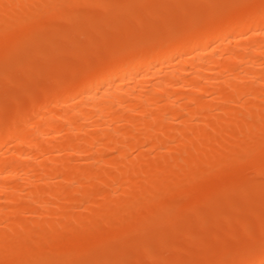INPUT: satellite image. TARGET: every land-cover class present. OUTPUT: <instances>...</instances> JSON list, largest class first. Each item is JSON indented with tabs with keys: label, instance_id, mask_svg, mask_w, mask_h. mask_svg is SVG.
<instances>
[{
	"label": "bare ground",
	"instance_id": "6f19581e",
	"mask_svg": "<svg viewBox=\"0 0 264 264\" xmlns=\"http://www.w3.org/2000/svg\"><path fill=\"white\" fill-rule=\"evenodd\" d=\"M74 1L76 5L78 3L76 1H79L80 4L85 3L79 4V7L78 5L76 7L78 11L81 10L84 15L91 13V15H89L91 17H89V19L87 18L90 20V24H88L89 21L87 22L86 18H83V21L85 20V24H82L83 26L81 25V23H84L83 21H80V23L78 19L77 22L76 17H79L81 13L80 11L78 12L76 8L74 12L77 11L79 15L74 16L76 13L74 14V12H72L69 16L73 18L68 16L67 13H71L69 11H73L72 8L75 7L73 6ZM82 5H85V7L83 6L81 8ZM66 6H68V8L70 6L71 8L68 9ZM34 7H38V9ZM94 8H96V10L98 9V12ZM86 10L90 12L85 14ZM94 10L95 12H93ZM52 12H54V14ZM49 13L50 15L51 13L53 14V19L54 17L58 19H63L61 17H64L66 20V16H68L67 20L69 18H72V20L76 19V21L74 20L76 25L71 19L68 20L73 23L72 26H75L73 27L75 30L79 29V27H77L78 24L84 27L82 28V32L84 30L83 36L80 35L84 42L80 41L81 43H79V35L78 39H74L77 38V34H74L76 31L74 33L71 32L70 29L72 26H69L67 20L64 22V19H59L57 22L56 19L54 20L55 24H52V26L57 25L60 27L63 25L66 26L67 24L68 27L66 26V28H64V26L61 27V29H65H63L65 31V33L63 31L64 35L67 34L68 31L69 35L71 33L74 35H70L71 38H69V40L74 37V41L76 40L75 42H77V46L75 47H79L78 45L81 44L77 50H75L72 45L74 43H71V46H69L68 39L67 43L64 42L66 41L65 38L69 35H65L66 37H64L63 33L61 34L60 32L62 31L60 27H58V30L57 26H55L58 31L49 29L53 28L49 24L53 20L51 19L52 17L49 16ZM83 13L79 17L80 19L83 17ZM93 13L98 15L103 14L100 15L102 19H97L98 15ZM39 14L42 15L39 16ZM45 17H51L48 18L49 22H45V20H47ZM49 19H51V21ZM40 20L41 22L44 20L43 22L46 24L48 22L51 27L43 22L39 24L38 22H40ZM60 21H63L62 23L65 24H59L61 23ZM41 25L45 27H41ZM46 26H49L48 30ZM76 27L78 29H76ZM33 28H35V30H33ZM39 28H43L40 29L42 32H40ZM36 29L39 30L37 34H39V32L45 33V30H47L45 33L47 36L44 34H39V36L43 35L49 38H52L50 34V36H48L49 30L50 32L51 30L52 32L56 31V33L60 32L59 34L57 33L58 42L56 39H52L56 41V47H54L53 41L51 42V40H48L49 43L51 42L49 45L53 46V50L57 51L61 47L64 50L63 47L65 44H67L65 45L66 50L63 52L69 51L70 49L74 50L67 54H65L66 52L63 54L60 49L62 54L57 51L56 60L53 59L51 53L55 55V52L49 51L47 43L45 44L47 46H44L45 41L48 42L47 40L44 42L40 40L41 45L39 44V47L40 49L42 48L41 51L36 45L38 42L34 41L36 42V44H34V39H40V37L36 38L35 36ZM43 30L45 32H43ZM24 31L25 35L23 33ZM80 31L81 29L79 30V34H82ZM16 32H19L18 36L22 39H19V37L16 38ZM149 32L162 33V35L164 33V36L162 39L157 40L156 43L151 44L152 42L150 43L146 37V33ZM14 33L15 37L12 38ZM23 35L27 37L26 41L29 38V43L23 40V38L25 39ZM10 37L12 39L15 38L14 41L10 39ZM59 37H61L60 40L62 37L63 39L59 41ZM6 38L11 40L12 44L10 41H8V45L4 44ZM73 39L71 40L72 42H74ZM1 40H5L4 43ZM30 40L33 45H30ZM0 41L2 42H0V46L2 44L0 47V51H2L0 52V60L2 63L6 62L5 60L7 59L8 62H13V60H15L16 64L12 63L14 64L13 68L9 66L10 64H7L10 70L12 68V72L18 67V72L21 71L22 73V70H26L23 73L26 75L28 68L25 69L26 67L24 64L27 63L25 65L30 67L28 65L30 64L32 66L33 62L36 60L42 62L46 60L48 63H44L45 65H49V67L53 65V63L50 64L49 61H54L55 67H59L60 69L58 61L61 58L59 59L57 55L61 54L60 57L63 58L59 61V64L61 65V62L64 61L63 65H68V74L70 75L69 78V75H67L68 68L67 66H63L64 68L62 70L66 67V72L64 71L65 73L61 74L63 71L60 73V69L58 73H60V78L64 80L62 81L60 78H56V80H60L57 81L60 82V84L54 85L57 82L54 81L55 78H52V80L50 77L53 74L52 77L57 76V74L55 75L57 71L53 74L50 73V77L47 74H49L51 70L47 72L44 71L45 73L38 74L41 75L40 77L38 75L35 76L34 70L29 68L30 74L27 73L28 80L32 77L31 72L34 73V75L32 74L33 77H39L41 79H43L45 76L44 74H46L45 77L46 79L49 78V81L43 80L47 85L45 86L47 92L42 88L45 93H41L39 98L36 96L37 99L34 101L29 98V100L32 101H29L22 111V108L19 109L20 114L18 117L15 118V116H17V114H15L13 117L15 119H11L7 127L0 132V136L7 139H14L17 142V147H15V149L12 148L7 157L2 158V153L0 152V203L3 202L4 204L0 205V264H22L21 262H23V259L21 257L23 256L32 259L30 262L29 259L26 258L28 263L26 259L24 263L27 264H52L49 263V255L53 257V253L57 252L52 253V251H49L46 255L44 253H46L47 250H58V252L61 251L60 254L63 252L65 254L68 251L70 253V248L74 246L78 247L80 245L81 247L82 245L83 247L84 245V248L86 246L92 248L93 245L91 246L88 244L93 241L91 244L94 243L95 246L97 242L95 241L97 240L95 239L96 237L99 238L98 241L102 238V243H104L103 241L106 243L107 238L112 234L113 230V235L110 236L111 238L109 237L110 240L115 234L119 233L115 231V229L117 230V225L118 227L120 226L119 228L123 226V228H121V230L118 229V231L125 230V232L131 234H138L139 232L141 240L143 237H146L147 233L149 236V233L151 235L152 231V233L155 232L156 223L154 222L159 221L160 218L161 222H164V220L166 221L167 218L175 216L176 214L177 216L179 215L178 217L180 218L184 215V212L193 209L192 206L197 202L196 197L199 196L198 194H200V192V195L204 194L205 187H207L206 192H209V190L213 191L225 184L228 186L225 185L224 187H230L231 185V188H238L240 186L244 187L243 190H246L250 186L246 187L247 183H241L245 179L252 181L250 184V181L248 182L245 180L249 185H253L252 187H254V189L259 186L257 182L258 186L255 184V181L253 183L252 179L245 178L243 177L244 174H240L243 173L245 166L249 165L252 167L250 162H254L257 159H259L257 162L259 161L258 163H260V165H257V162H255L256 164H254V167L257 165L256 167L258 170L254 169V171L257 170L256 172L259 173V171H262V168H264V166H261L264 162V0H82V2L81 0H0ZM23 41L25 44L21 43ZM13 42L18 44H13ZM22 44H24L25 47H29L30 45L31 48L28 50V47H26V49ZM4 45L6 47H4ZM34 45L36 49L33 47ZM42 46L46 48L43 49L44 47ZM68 46L73 47L69 48ZM8 47L10 49L14 47L12 48L15 51L13 55L14 58H12L13 60L11 58L10 60L6 56L5 60L4 58L1 59L4 55L13 52L12 49V52L11 50L9 51ZM20 48L25 49L26 52L29 53H27V58L30 59V63H28V60L25 62V50L19 52ZM46 49H48V52ZM4 50H7L6 53ZM42 50L46 51L47 55H50V57L48 56L50 58L49 60H47V57L43 60L42 57L47 55H44V53H42L44 56H42V54L40 55ZM16 51L18 52L16 53ZM30 51H32L33 54H31L32 52ZM37 52L38 55H40L39 57L36 54L34 56V53ZM18 53L22 56H18ZM2 54L3 56L1 57ZM7 56L12 57V54ZM33 56L35 58H32ZM37 57L38 59H36ZM65 57L66 60L64 59ZM17 58L20 59V63L17 62L19 59L16 61ZM31 59L34 60L31 61ZM21 60H23L22 62H24V64H21ZM20 65H23L22 67L25 68H21ZM1 67L0 65V68ZM42 67L44 68V65ZM49 67L46 68L45 66L48 70L50 68L52 69V67ZM53 69L52 71H55L56 68ZM7 70L4 69L2 71ZM10 70H8V72H10ZM2 71L0 70V74ZM16 71L14 73L11 72L12 75L15 73L17 74L18 72ZM8 72H4V74L0 76L6 77L5 74L7 75ZM11 73L8 75L12 76ZM4 77H0V80L3 81ZM8 77H6V79H8ZM17 78L18 77H16V79ZM20 78L23 79L21 81L26 85L25 82H28L26 81L27 76H25V78ZM66 78H69L68 82ZM9 81H11V78H9ZM38 81L40 80L38 79ZM2 84H0L1 89H3ZM50 84H52L51 87L48 86ZM44 85L45 84H43V86ZM25 102L23 104H25ZM244 142L250 143L243 146ZM131 151H135V153L137 151V155H135V158L132 160L128 157ZM152 151L156 152L153 157H151ZM39 158H42V160L40 161ZM36 160H39L38 164L40 167L37 166L39 167V171L32 167L34 165L32 162ZM18 162H26V165L30 162L32 166L30 163L27 166L25 164L22 166L20 163L21 165L19 166ZM232 164L234 166H232ZM227 166L229 170L226 168ZM228 171L231 172L229 173ZM262 172L264 173V171ZM228 173L230 175H228ZM234 173H238L239 176H237L239 178H237V176H232ZM214 174L216 175L214 176ZM225 174H227L226 176L228 177H226ZM221 175L222 177L225 176L226 179H222ZM208 176L211 177L210 180H207L209 179ZM20 177L24 178V180L27 179L25 180L27 181L26 186L31 187L30 189L26 188V186H19L17 183H12L13 185L9 183L10 185H8L4 182L9 178ZM213 177H216L215 180ZM233 177L235 180L232 179ZM241 177L245 179L242 180ZM236 178L241 182H237ZM207 181L210 182L208 183ZM219 181L220 184H217ZM233 181L237 185L234 184ZM211 182L215 183L211 184ZM197 183L201 191H198ZM207 183L208 185L206 186L205 184ZM74 184L76 187H74ZM201 184L204 185L202 186ZM115 185L116 187H114ZM105 187L108 189L113 187L115 189L113 190L112 188V193L110 192L112 190H109L111 194L107 193L101 195L104 193H100L101 189L104 188L107 190ZM192 187H194V189ZM259 188L263 187L261 186ZM190 190L193 191V194ZM240 190H242V188ZM185 191L190 192L192 197H196L192 199L190 195L189 198L187 197L182 200L185 201V203L183 202L182 204H179L181 201L178 200V205L174 203V207L173 204L170 205V203L167 202L171 198H175L177 192L181 194ZM151 194L153 197L150 196ZM179 194H177V197ZM99 196H103L102 202L101 200L99 202L96 201L97 199L95 198ZM167 196L172 197L168 198ZM216 197H211L210 199L212 200L210 201L214 202L215 199L216 201L218 199L220 200L219 202H225L227 199V202L230 203V200H232L230 206L233 204V209L231 208V213L229 212L231 218L233 216L232 212L233 214L236 213V210H234L235 207H239L237 206L238 202L245 201L241 197L238 198L240 200L237 198H225L224 200L219 199V196ZM261 198L262 196L260 197V202L256 196L255 198L249 199V201L253 200L250 202L255 201V203L257 202L259 206L263 208L264 198L263 200ZM160 199L161 205L163 200H166L168 206L165 203L163 207L158 204ZM217 202L214 203L216 204ZM58 203L61 204L59 205ZM83 203V208H86L84 210L86 214L79 216L75 215L74 207L81 204L80 206L82 208ZM212 204L213 203L210 205L211 208H213ZM195 206H198L197 203ZM217 207H219V203H217ZM262 208L261 213L258 214L259 216L254 215L255 217H251L247 222L242 218V220L246 222L242 224L243 227L247 225L245 228L241 225H237L241 222H237L236 224L234 220H230L229 224L227 222V225L231 226V228H228V230H230H224V232H222L221 228L219 233L222 235H225L227 232L238 233V228H240V231L242 230L241 232H244L246 231L245 229H252V224L253 226H258L256 230L252 231L253 233L256 231L260 232V229L264 231V208ZM146 209L154 210L145 213ZM184 209H186V211ZM195 209L197 208H194V210ZM236 209L238 210V208ZM161 210L166 212H162ZM174 210H176V212ZM213 210H216V205ZM213 210L211 209L209 213V209L207 213L210 215L214 212ZM204 212H206L205 209ZM27 213L33 216L37 215V217L47 215L49 220L47 218L46 221L44 219V221H41L42 219L40 221H31L33 219L21 220L18 218L19 215H26ZM134 213H136V215H133ZM167 213L170 215L173 213V215L170 216ZM213 214H215V212ZM213 214L211 215L213 216ZM145 215L147 218H145ZM161 215L163 217L165 215V217L163 218ZM200 215L199 212V216ZM133 216L138 220V224L134 225V220L129 219ZM10 217H13L14 220L13 218L9 219ZM140 217L146 222L142 221ZM151 218L154 220L156 219V221L153 220L152 222V220H150ZM194 218L196 219L197 216ZM4 219L5 221L9 220L8 222L6 221V223ZM121 219H123V221H120ZM126 220L128 223H126ZM204 220L203 218V221ZM2 221H4V223ZM248 221L250 225L247 224ZM253 221L258 223V225ZM122 222L124 225L128 224V228L130 229L128 230L127 226L125 225V227ZM129 222L131 224H129ZM152 223L153 226L150 227ZM157 223L159 224L160 221ZM132 224L134 227L132 226L131 228L130 225ZM222 224L225 226L224 223ZM83 225L90 227L87 229L86 226L85 229ZM182 225H184V223ZM209 225L207 224V227ZM232 225L237 226V232L235 230L236 228ZM81 226H83L85 231ZM135 226L137 227L135 228ZM142 226H146L144 230ZM79 227L81 228L79 232L83 231L85 236L83 232L77 233V228ZM124 227L126 229H124ZM76 229L77 234L75 233V235L77 237L71 235L68 237V235L64 234L67 232L72 233V231ZM139 229L140 231H138ZM192 231L191 233H195ZM186 232H184V234ZM216 232H213L214 234L212 233L211 237L213 236L215 238L218 236L220 239V234L217 232L218 235ZM252 232L250 231V233ZM60 233L63 234L60 235ZM78 234L83 235L80 236ZM101 234L103 235L101 236ZM58 235L63 238L59 237V239ZM157 235L159 236V234ZM103 236L106 240H103ZM90 239L92 241H90ZM145 239L144 241L147 240ZM208 239L209 238L206 240ZM86 240L90 243L87 242L88 244H86ZM225 240L226 239H224V241ZM258 240H256L257 242L254 241V245H249L250 248L248 247L247 249V246L244 247L246 250L244 249L243 252L240 251V254L236 252V255H233L226 264H264V239ZM77 241L79 245L76 244ZM231 243H233V241ZM46 244H49L48 247ZM200 244L203 245L204 243L200 241ZM200 244H195L191 246V248L195 247L198 249L197 246ZM57 245L59 246L57 247ZM226 245L227 244H225V246ZM136 246L139 248L140 245L137 244L135 247ZM45 247L48 248L46 251L44 250ZM56 247L60 248V250ZM65 247L67 248L64 249ZM131 247H133V245ZM135 247L131 251H134ZM148 247H150L149 244ZM213 247L210 248L212 249ZM107 248L109 249L107 250ZM116 248L117 246L115 247L112 245L104 248L105 254L102 262L103 264L119 263L116 252L122 255V252L119 251L122 247L119 248L118 251H115ZM124 248L125 247H123V249ZM228 248L230 249V247ZM233 248L236 247H232L231 249ZM61 249L66 250V252ZM106 250L110 251V253L107 254ZM111 250L115 255V257L112 256L113 259L111 256L110 258L107 256L113 255V253L111 254ZM140 250L141 248H139V250L137 249V251ZM151 250L152 249H150V251ZM125 252L126 251L123 253ZM72 253L73 252L70 254ZM133 253L136 254V252ZM149 253V257H153L151 254L152 252ZM24 254L32 256L33 258ZM194 254L196 255V253ZM2 256H4V259ZM44 257L45 259L48 258V262ZM10 258L12 260H10ZM40 258L43 260H40ZM115 258L116 260L114 261ZM34 259H36V261ZM6 260L10 262L5 263ZM38 260L40 262H37ZM104 260L108 262L105 263ZM140 260L142 259L140 258Z\"/></svg>",
	"mask_w": 264,
	"mask_h": 264
},
{
	"label": "rangeland",
	"instance_id": "374dc122",
	"mask_svg": "<svg viewBox=\"0 0 264 264\" xmlns=\"http://www.w3.org/2000/svg\"><path fill=\"white\" fill-rule=\"evenodd\" d=\"M76 2H78L77 3V5H78V7H79V1H76ZM81 2H82V0H81ZM81 4H85V3H81ZM80 4V5H81ZM71 5H73V4H71ZM70 5V6H71ZM76 4H75V1H74V5L73 6H75V7H73L72 9H73V11H69V12H71V13H67L68 14V16L69 15H71L72 14V12H74V9L76 8L77 9V6ZM69 6V8H71ZM85 7V5H82L81 6V8L82 7ZM86 6H87V4H86ZM67 8H68V6H66ZM35 8V7H34ZM37 9H38V7H36ZM35 8V9H36ZM67 8H66V10H67ZM68 8V9H69ZM63 9H64V7H63ZM95 10H96V8H94ZM58 10H60V9H58ZM89 10H90V7H89ZM95 10L93 11V12H95ZM98 10V9H97ZM96 10V11H97ZM57 11V10H56ZM61 11V10H60ZM77 11H78V9H77ZM77 11L76 12H74V14L76 13V15H74V16H77V15H79V14H77ZM80 11V13L82 14L83 12H81V10H79ZM78 11V12H79ZM87 11V10H86ZM85 11V14H87V13H89L88 11L86 12ZM106 11V10H105ZM59 12V11H58ZM64 12V11H63ZM91 12H92V10H91ZM98 12V11H97ZM96 12V13H97ZM103 12V11H102ZM111 12V11H110ZM109 12V13H110ZM53 14H54V12H52ZM51 13V15H50V13H49V16H51V17H48V18H51V19H53V14ZM105 13V12H104ZM45 14V13H44ZM43 14V15H44ZM81 14L79 15V17L81 16ZM93 14H95V13H93ZM113 14H114V12H113ZM40 15H42V14H39V16ZM46 15V14H45ZM89 15H91V13L90 14H88V15H84V13H83V17H81V19L78 17H76V19H77V22H78V19H79V22L80 21H83V18H86V20H87V22H88V24H90V20H88L89 19V17H91V16H89ZM95 15H98V14H95ZM100 15H103V14H99L98 16H97V19H102V17L100 16ZM107 15H108V13H107ZM48 16V15H47ZM46 16V17H47ZM56 17H58L57 15H55ZM62 16V15H61ZM66 16V15H65ZM68 16H66V20H67V18H68ZM93 16V15H92ZM104 16H106V15H104ZM103 16V17H104ZM45 17V18H46ZM59 17H60V15H59ZM69 17H72V16H69ZM48 18H46L47 20H45V22L46 21H48ZM61 18H63L64 19V17H61ZM73 18V17H72ZM72 18H69V19H71V21L73 22L74 20L76 21V19H73L72 20ZM88 18V19H87ZM92 18H94V17H92ZM51 19H49L50 21H51ZM57 19V22H58V20L60 19H58V18H55L54 17V19L49 23L51 26H52V24L54 25L55 23V21L54 20H56ZM63 19H60V20H63ZM68 19V20H69ZM65 19L63 20L64 22L66 21ZM67 20V21H68ZM44 21V20H43ZM42 21V22H43ZM63 21H60L61 23H59V24H65V23H62ZM67 22L68 24H69V26H72V24L73 23H75V21L72 23V22ZM85 21V20H84ZM83 21V22H84ZM37 22V21H36ZM40 22H41V20H40ZM40 22H38L39 24H42V22L40 23ZM49 22V21H48ZM48 22H47V24H48ZM44 23V22H43ZM70 23H71V25H70ZM81 23V22H80ZM44 24H46V23H44ZM46 24V25H47ZM48 24V25H49ZM57 24V23H56ZM58 24V25H59ZM82 24H85V22L84 23H81V25ZM87 24V25H88ZM49 25V26H50ZM75 25H76V23H75ZM81 25H79L78 24V26L77 27H79V29L76 27V29H78V30H75V28H73V27H75L74 25L72 26V28L70 29L71 30V32H75L74 34L76 35L77 34V38H74L73 36V34L71 33L70 35H73L72 37L74 38V39H78V35H79V39H78V42L79 43H81L80 41H82L83 40V38L81 37V36H83V32H84V30H83V32H82V28H84V27H81ZM86 25V26H87ZM49 26L47 27L46 26V28H47V30H48V28H49ZM50 26V27H51ZM55 26H57V25H55ZM55 26H52L53 28H49V29H55L56 30V28H55ZM65 25H63V26H61V27H64ZM66 26H67V24H66ZM66 26L64 27V28H66ZM83 26V25H82ZM85 26V27H86ZM36 27V26H35ZM41 27H45V26H43V25H41ZM58 27H60V26H57V28ZM61 27H60V30H62V31H60L61 32V34L63 33V31L65 30L64 28V30L63 29H61ZM68 27V26H67ZM81 27V28H80ZM31 29V28H30ZM40 29H43V28H39V30ZM45 29V28H44ZM69 29V28H68ZM74 29V30H73ZM81 29V31L80 32H82V34L80 33L79 34V30ZM27 30V29H26ZM33 30H35V28H33ZM37 31L35 32L36 33V38L38 37H40V39H38V40H36V39H34L33 40V42L34 41H36V42H38L37 44H36V42H34V44H36L38 47L41 45L40 44V40L42 41L43 40V42L45 41V40H51V42L53 41L54 43H53V45H54V47H56L55 46V40H52V39H56L57 40V42H58V34L60 33H56V31H58L59 30V28H58V30H53V31H55V32H52V30H51V32L53 33H51L50 32V30H49V33H48V36H50L51 35V37L52 38H49V37H45V36H43V35H41V36H39V34H44V35H46L45 33L47 32V30H43V32H45V33H40V32H42V30H40V32H39V34H37V32L39 31L38 29H36ZM20 31V30H19ZM31 31V30H30ZM78 31V32H77ZM67 32V31H66ZM69 32V31H68ZM67 32V34H65V35H69V33ZM17 33V32H16ZM19 33V32H18ZM18 33H17V37L16 38H18L19 36H18ZM20 33H21V31H20ZM24 33V35H25V31L23 32ZM34 33V32H33ZM64 33H65V31H64ZM64 33H63V35H64ZM13 34V33H12ZM50 34V35H49ZM57 34V35H56ZM147 35H146V37L148 38L147 40L151 43V44H153V43H156V41L157 40H159V39H162V37L164 36V33H163V35H162V33H152V32H149V33H146ZM157 34V35H156ZM23 35V36H24ZM29 35H30V32H29ZM29 35H27V36H29ZM34 35V34H33ZM53 35H56V36H53ZM62 35V36H63ZM64 35V37H66ZM70 35L67 37V38H65V40L66 41H64L65 43H67V39L69 40V38H71L70 37ZM81 35V36H80ZM35 36H34V38H35ZM47 36V35H46ZM61 36V35H60ZM13 37H15V33H14V36H12V38ZM25 37V36H24ZM33 37V36H32ZM57 37V38H56ZM155 37V38H154ZM11 37H10V39H12ZM26 38L27 37H25V39L23 38V40H25L26 41ZM31 38V37H30ZM60 38L61 37H59V41H61L62 39H63V37H62V39L60 40ZM72 38V39H73ZM15 39V38H14ZM14 39H12L13 41H14ZM19 39H22V38H20L19 37ZM29 39V38H28ZM28 39H27V41H28ZM71 39V40H72ZM74 39H73V41H74ZM31 40H32V38H31ZM30 40V43L32 42ZM71 40H69V42H68V44H69V46H71L70 44L71 43H74V44H72L73 46H74V48H75V50H77V48H79L80 46H81V44H79L78 46L79 47H75V46H77V42H72ZM3 43H4V41L5 40H1ZM0 41V42H1ZM8 41H10L11 42V40H9L8 38H6V41H5V43L4 44H9V42ZM22 41V40H21ZM26 41V42H27ZM1 42V43H2ZM8 42V43H7ZM17 42V41H16ZM16 42H13V44L14 43H16ZM51 42L49 43V41L48 42H46L45 41V43H44V46H47V48H49V51L51 50L52 52L54 51L55 52V55H54V53H51L52 55H53V59H55L56 60V52L57 51H59V53H61V51H60V49L62 50V53L64 54L65 52V54H67L68 52H70V51H72V50H74V49H70L69 51L67 50V51H65V52H63L64 50H66L65 49V45H67V44H65L64 45V50L62 49V47L59 49V48H57V49H59V50H53L54 48H52L53 46L52 45H49V44H51ZM82 42H84V41H82ZM21 43H24V41L23 42H21ZM28 43H29V41H28ZM28 43H27V45H28ZM42 43V42H41ZM47 43V45H45ZM11 44H12V42H11ZM10 44V45H11ZM16 44H18V43H16ZM25 44V43H24ZM24 44H22V46L24 45ZM40 44V45H39ZM43 44V43H42ZM57 44V43H56ZM30 45H33V43H31ZM29 45V47L28 46H26V47H28V50H29V48H31V46ZM1 46H2V44H1ZM0 46V47H1ZM13 46V45H12ZM18 46H20V45H18ZM21 46V47H22ZM44 46H42V47H44ZM68 46V47H69ZM72 46V47H73ZM4 47H6L5 45H4ZM24 47H25V45H24ZM23 47V48H24ZM25 47V48H26ZM34 48H35V45L33 46ZM38 47H37V49H38ZM72 47H69V48H72ZM12 48H14V47H12ZM11 48V49H12ZM46 47H44L43 49H45ZM52 48V49H51ZM69 48H67V49H69ZM5 49V48H4ZM8 49H9V51L11 50L9 47H8ZM27 49V48H26ZM33 49V48H32ZM36 49V48H35ZM39 49H40V47H39ZM38 49V50H39ZM42 49V48H41ZM41 49H40V51H41ZM0 50H1V48H0ZM12 50H13V52H12ZM11 50V52L12 53H9V54H7V55H11L12 54V57H8L7 55H4L3 56V54L1 55V59H3L4 58V60H5V56L7 57V58H14V49H12ZM21 50H25V49H22V48H20V51L19 52H22ZM48 49H46V51H47ZM5 51V50H4ZM7 51V50H6ZM6 51H5V53H6ZM8 51V52H9ZM33 51V50H32ZM32 51H30V52H32ZM46 51H43L42 50V52L40 53V55L42 54V53H44V55H47L46 53L48 52H46ZM0 52H2V51H0ZM18 51H16V53H17ZM24 52V51H23ZM35 52V51H34ZM39 52V51H38ZM38 52L37 53H34V56H35V54L39 57L40 55H38ZM25 53H26V56H25V58H26V60H25V62L28 60L29 62L28 63H30V59H28L27 58V55L29 54L28 52H26V50H25ZM28 53V54H27ZM61 53V54H62ZM23 54V53H22ZM31 54H33V52L31 53ZM61 54H59V55H57V57H59V59L61 58H63V57H60V55ZM43 54H42V56H44ZM17 56V55H16ZM18 56H22V55H20V53H18ZM32 57V58H35V57ZM50 55L48 54L47 56H45V57H42L43 58V60H44V58H46L47 57V60H49L50 58ZM55 56V57H54ZM62 56H67V55H62ZM38 57L36 58V59H38ZM6 58V59H7ZM16 58V57H15ZM21 58V57H20ZM24 58V57H23ZM24 58V59H25ZM10 59V60H11ZM19 58H17L16 59V61L18 60ZM22 59V58H21ZM41 59V58H40ZM52 59V58H51ZM58 59V58H57ZM60 59V60H61ZM65 60H66V57L64 58ZM13 60V59H12ZM32 60H34V59H31V61ZM59 60V61H60ZM1 61V60H0ZM6 62H8V59L7 60H5ZM23 60H21V64H24V62H22ZM59 61H58V66H60V69H59V67H55V65H54V61L53 62H51V61H49L50 62V64H52L53 63V65H50V67H52V69L49 67V65H45V63H48L46 60L45 61H38V60H36V61H34L33 62V64H32V66L29 64L28 66H30V67H27V65H25V64H27V63H25L24 64V66L26 67H22L23 65H20L21 66V68H25V69H27L28 68V72H26V75L25 74H23L26 70H22V73H21V71H19L18 72V67H16L17 69H15V71L16 72H18L17 74L15 73V74H13L12 75V73H14L15 71H13L12 72V68L14 67L13 65L14 64H12V63H15V60H13V62L11 61H9L8 63H6V62H4V63H2V61L0 62V65L2 66L1 68H0V70L2 71V70H4V69H8L9 68V66L10 67H12L11 68V70H10V68L8 69V70H10V72H8V70L7 71H2L1 72V74H4V72H8V74L9 73H11V75L13 76H10V75H6L5 74V76L6 77H8V79H6V77H4V76H0L1 78H3L4 77V79H3V81L2 80H0L1 81V83L0 84H5L6 86H8V87H6L5 85H3L2 84V87H3V89H1V85H0V132L1 131H3L6 127H7V125L9 124V122H11V119H15V118H17L18 117V115L20 114V110L19 109H21V111L23 110V108H25L26 107V105H27V103L30 101H34L35 99H37V97L39 98V95L41 94V93H45L44 92V89L46 88L45 86H47L46 85V83H45V81H47L48 79H46V74H44V75H42V76H44L43 77V79H45V81L43 80V79H41V78H39V77H33V75H34V73H35V76L36 75H38V74H43V73H45L44 71H50L49 72V74H47L49 77H50V75L51 74H53L54 72H56L55 73V75L57 74V76H55V77H50L51 79L53 78H55V82H57V81H60V80H64V79H62V78H60V73H61V71H63L61 74H63V73H65L66 72V70L65 69H67L68 68V65H63V62L64 61H62L61 62V65L59 64ZM18 63H20V59H19V61H17ZM35 62H36V65H35ZM45 62V63H44ZM57 62V61H56ZM66 62V61H65ZM2 63V64H1ZM4 64V65H3ZM7 64H10L9 66L7 65ZM16 64V63H15ZM39 64V65H38ZM57 64V63H56ZM44 65V68H45V66H46V68H50L49 70L48 69H44L42 66ZM16 66V65H15ZM38 66V67H37ZM54 66V67H53ZM63 66H67V68L65 67V69L64 70H62L64 67ZM20 68V67H19ZM29 68H31L32 70H34V73H32L31 72V78H29L30 80H28V75H27V73L28 74H30V70H29ZM53 68H56L55 69V71H52V70H54ZM58 68V69H57ZM43 71H42V70ZM60 70V71H59ZM39 71H40V73H39ZM58 71L60 72V73H58ZM65 71V72H64ZM68 71H69V68L67 69V75H69L68 74ZM51 73V74H50ZM0 74V75H1ZM33 74V75H32ZM22 75V76H21ZM22 77V78H25V76H27V80L26 81H28V82H25L26 83V85L21 81V80H23V79H21L20 77ZM38 76H40L41 77V75H38ZM15 77V78H14ZM16 77H18L17 79H16ZM66 77H68V76H66ZM9 78H11V81H9ZM14 78V79H13ZM36 78V79H35ZM56 78H60V80L59 79H57L56 80ZM69 78H70V75H69ZM69 78H66L67 79V82H68V79ZM5 79H6V81H5ZM20 79V80H19ZM38 79L40 80V81H38ZM52 79V80H53ZM34 80V81H33ZM7 81H8V83H7ZM13 81V82H12ZM42 81V82H41ZM49 81V80H48ZM51 81V80H50ZM54 81H53V83H54ZM11 82V83H10ZM39 83V84H38ZM49 83V82H48ZM51 83H52V81H51ZM23 84V85H22ZM43 84H45L44 86H43ZM58 84H60V82H57V83H55L54 85H58ZM10 85H12V86H10ZM41 85V86H40ZM51 85L52 84H50V85H48V86H50L51 87ZM6 87V89H5V87ZM25 86V87H24ZM27 86V87H26ZM32 86V87H31ZM42 88H44V89H42ZM15 90V92H14V90ZM19 89V90H18ZM49 89V88H48ZM17 90V91H16ZM41 90H43V91H41ZM47 89H45V91H46ZM10 91V92H9ZM13 91V92H12ZM21 91V92H20ZM47 92V91H46ZM36 93H37V95H36ZM42 94V95H43ZM30 95V96H29ZM37 96V97H36ZM41 96V95H40ZM32 97V98H31ZM35 97V98H34ZM29 98L30 99H32V100H29ZM34 98V99H33ZM14 101H15V103H14ZM17 101H19V102H17ZM26 101V102H25ZM7 102V103H6ZM11 102H12V104H11ZM25 102V104H23ZM7 104V105H6ZM21 105V106H20ZM25 105V106H24ZM8 107H10V108H8ZM15 114H17V116H15V118H13L14 117V115ZM6 117V118H5ZM13 121V120H12ZM2 136H0V141H1V143H0V152L2 153H0L1 154V157L3 158H5V157H7V155L8 154H10L9 152H11V150H12V148H14L15 149V147H17L16 146V141L14 140V139H7V138H4V137H2ZM12 142H13V144H12ZM15 142V143H14ZM248 143H250V142H247V143H245L244 142V145L243 146H246V144H248ZM12 144V145H11ZM7 146V147H6ZM10 146V147H9ZM5 147V148H4ZM13 149V150H14ZM6 150V151H5ZM10 150V151H9ZM133 152V153H132ZM135 153V151H131L130 152V156H128L129 158H131L130 160H132V159H134L135 158V155H137V151H136V153ZM152 153V156L151 157H153V155L155 156V154L154 153H156L155 151H152L151 152ZM133 156V158H132V156ZM264 155V154H263ZM260 156V155H259ZM264 157V156H263ZM259 158V157H258ZM260 158H261V156H260ZM40 159V161L42 160V158H39ZM255 159V158H254ZM253 159V160H254ZM257 159V158H256ZM264 159V158H263ZM262 159V160H263ZM257 160H259V159H257ZM257 160L256 161H249L250 162V165H252V167L251 166H249V165H247V166H245V168H244V171H243V173H241L240 175H243L244 174V176L243 177H247V178H249V179H252L253 180V183H254V181H255V184L258 186V184H259V186L256 188L255 187V189H254V187H252L253 185H249V181H248V179H245V178H242V180L243 179H245L246 181H248V182H245V180L244 181H240L241 183H247V186L246 185H244V186H246V187H248V186H250V187H248L247 189H246V187H245V189L246 190H243L244 189V187H240L239 186V184H238V188L236 189V188H231V185H230V187H224L225 185H227V184H225L224 186H220V188H217V187H219V186H217V187H215V188H217V189H214L213 191L211 190H209V192L207 191L206 192V189H207V187H205L206 189H205V192H204V194H202V195H200L201 194V192H200V194H198L197 196L199 197H196L197 199V205L198 206H195L196 205V203H195V207L194 206H192L193 205V203H192V207H193V209H191V210H189L188 212H184V215H182L181 217L183 218H179L178 216H177V214L175 215V216H172L173 215V213H172V215H170L169 213H167V214H169L170 216H172V217H169V218H165L166 219V221L164 220V222H161V218H160V223L158 224L157 222H159V221H156V219L154 220L153 218H151L150 220H152V222H153V220L154 221H156V222H154V223H156L155 225V232L154 233H152L151 232V235H150V233H149V236L146 234V239L143 237V239H141L140 240V236H139V232L138 231H140V229L137 231V230H135V231H137L138 232V234H131V233H129V232H125V230H123V231H120L121 230V228H123V226H121V228H119L118 227V225H117V230L115 229V231H116V233L117 232H119V233H117V234H115L114 235V237H112V239L110 240L109 239V237L110 236H112L113 235V232H114V230H113V232L110 230V228H109V230L112 232V234L111 235H109V237L107 238V242L105 243V241H103L104 243H102V238H101V240H99L100 241V243H99V241H98V237H96L95 239H97V240H95V241H97L98 242V244H97V242L95 243V246H94V243L93 244H91L93 241L90 239V241H92L91 243L89 242V241H87L86 240V244H88V243H90V244H88V245H93V247L92 248H90V246L88 247V246H86L85 248H84V245H83V247H82V245H81V247H80V245L78 244V241H77V243L76 244H78L79 246L78 247H76V246H74V247H69L70 248V251L71 252H73L72 254H70L69 253V251L68 252H66V250H62L63 249V247H62V251H65L66 253L64 254V252L62 253V254H60V252H58V250H47V252L46 253H44V254H46L47 255V253H49V251H52V253L53 252H57V253H53L54 254V256L53 257H50V255H49V258L51 259H48V258H46L45 259V257H47V256H45L44 257V259L47 261V259L50 261L49 263H52V264H103L102 262H103V259H104V248L105 247H108V246H110V245H112V246H117V248L115 249V251L117 250H119V248H121L119 251H121L122 252V255H120V254H117V252H116V255H117V259L119 260V263L118 262H114V263H117V264H226L230 259H231V257L233 256V255H236L235 253L236 252H239V254H240V251H244V249L246 250V248H244V247H246L247 246V249H248V247H249V245L250 246H252V245H254L255 244V242L254 241H256V240H258V239H260V240H262V239H264V231H262V229H260L259 231L260 232H252L253 230H256V227H258V226H253V224L251 225L252 226V229L250 228V229H245L246 231H244V232H241L240 231V228H238V233H231V232H227L225 235H222L221 233H219V231H221L222 230V232H224V230H228V228H231V226L230 225H227V222H228V224H229V222H230V220L232 221V220H234L235 222H236V224H237V222L238 223H240V224H237V225H241L242 227H243V223H246L247 222V220H250V218L251 217H255L254 215H258V214H260L261 213V208H262V206H259V204L256 202L255 203V201L254 202H250V201H253V200H250L249 201V199H251V198H255V196H256V198L258 199V201L260 202V197L262 196V200H263V198H264V186H263V184H264V173L262 172V171H264V168H262V171L260 170L259 171V173H257L256 171L258 170L257 169V165L259 164L260 165V163H258L257 162ZM261 160V159H260ZM37 161V162H36ZM35 162L38 164V162H39V160H36ZM264 161V160H263ZM35 162H32V164H34L33 166L31 165V163H30V165L33 167V169H37L38 171H39V167H40V165L38 164H36ZM255 162H257V165L254 167V164H256ZM22 164V166H24V164L26 165V162L25 163H23V162H18V164H19V166ZM29 163H27V165L29 164ZM263 165H261V166H264V162L262 163ZM14 165H16V164H14ZM13 165V166H14ZM26 165V166H27ZM30 165H29V167H30ZM36 165V166H35ZM238 165V164H237ZM240 165H241V163H240ZM18 166V165H17ZM37 166H39V167H37ZM186 166V165H185ZM231 166V165H230ZM232 166H234L233 164H232ZM32 167H31V169H32ZM35 167V168H34ZM184 167V166H183ZM244 167V166H243ZM4 168V167H3ZM6 168L8 169V167L6 166ZM186 168H188V167H186ZM226 168H228V166L226 167ZM226 168H225V170H226ZM258 168H260V167H258ZM6 169V170H7ZM254 169H257L256 171H254ZM223 170V169H222ZM228 170H229V168H228ZM239 170V169H238ZM232 171H234V170H232ZM240 171V170H239ZM238 171V172H239ZM229 172V171H228ZM231 172V171H230ZM229 172V173H230ZM242 172V171H241ZM261 172V173H260ZM225 173H226V171H225ZM228 173V175H230ZM219 174H220V171H219ZM216 174H214V176H215ZM217 175H218V173H217ZM227 174H225V176H226ZM239 176V174L238 173H234V175H232V176ZM224 176V175H223ZM222 177V175H221V178L223 179V178H225L226 179V177H228V176H226V177ZM237 176V178H239ZM211 177H212V174H211ZM211 177H209L208 176V178L209 179H207V180H210V178ZM217 177V176H216ZM215 177V178H216ZM230 177V176H229ZM215 178L213 177V179L215 180ZM219 178V177H218ZM217 178V179H218ZM237 178H236V180H237ZM240 178V179H241ZM213 179H211V180H213ZM232 179H234V177L232 178ZM18 180V181H17ZM25 180H27V179H25ZM24 180V178H9V179H6L4 182H6L8 185H13V184H18L19 186H21L22 185V187L23 186H26L27 185V181H25ZM205 180H206V178H205ZM221 180V179H220ZM231 180V179H230ZM235 180V179H234ZM12 181V182H11ZM23 181V182H22ZM225 181V180H224ZM232 181V180H231ZM15 182V183H14ZM24 182H26V183H24ZM206 182V181H205ZM208 183L210 182V181H207ZM229 182V181H228ZM234 182V181H233ZM237 182H239V180H237ZM239 182V183H240ZM251 182L252 181H250V184H251ZM258 184H257V183ZM10 183V184H9ZM13 183V184H12ZM21 183H23V184H21ZM208 183L207 184H205L206 186L208 185ZM215 182H211V184H214ZM220 184V181L219 182H217V184ZM252 183V184H253ZM262 185H261V184ZM198 184V183H197ZM210 184V185H211ZM232 184V183H231ZM234 184H236L235 182H234ZM202 185V184H201ZM204 185V184H203ZM202 185V186H203ZM237 185V184H236ZM255 185V186H256ZM201 186V187H202ZM211 186H213V185H211ZM215 186V185H214ZM228 186V185H227ZM233 186V185H232ZM242 186V185H241ZM263 187V188H259V187ZM74 187H76V185L74 184ZM114 187H116V185L114 186ZM210 187V186H209ZM208 187V188H209ZM251 187H252V190H251ZM26 188H28V189H30L31 187H29V186H26ZM25 188V189H26ZM105 188H107V187H105ZM113 188V187H112ZM112 188L110 189H108L107 188V190L106 189H101V191H100V193L101 192H104V193H102L101 195H103V194H107V193H109V194H111L112 192H113V190L115 189V188H113V190H112ZM193 189H194V187H192ZM199 188H200V186H199V184H198V191H201V188H200V190H199ZM211 188H213V187H211ZM242 188V190H240ZM28 189H26V190H28ZM188 189V188H187ZM109 190H112V191H110L109 192ZM183 190H185V189H183ZM182 190V191H183ZM189 190V189H188ZM202 190H203V188H202ZM248 190V191H247ZM250 190V191H249ZM108 191V192H107ZM177 191H180V190H177ZM190 191H192V190H190ZM195 191V190H194ZM197 191V190H196ZM173 192H175V191H173ZM173 192H171V193H173ZM203 192V191H202ZM196 193V192H195ZM194 193V194H195ZM153 194V193H152ZM150 195V196H152L153 197V195ZM177 194H179L178 192H177ZM177 194H176V197L175 198H171V197H169V196H167L168 198H171L170 200H168L167 202H169L170 203V205L171 204H173V207H174V203L175 204H177V203H179V201H181L179 204H182L183 202L185 203V201H182V200H184V199H186L187 197L189 198V196L191 195V193L190 192H182L181 194H179L178 195V197H177ZM192 194H193V191H192ZM168 195V194H167ZM253 195H255V196H253ZM260 195V196H259ZM213 197V196H219L218 198L219 199H224L225 200V198H239V197H241V198H243L245 201H240V202H238V204H237V206H239V207H235V209L234 210H236V213L235 214H233V212H232V218H231V216H230V209L232 208V206H233V204H232V206H230L231 205V203H232V200H230L231 202L229 203V202H227V199H226V201L225 202H219L220 200H218L217 199V201H216V199H215V201L214 202H217V203H219V207H217V203L215 204L213 201H210V200H212V199H210L211 197ZM244 196V197H243ZM190 197H192V195L190 196ZM195 197H192V199L193 198H195ZM209 197V198H208ZM216 197V198H217ZM223 197V198H222ZM247 197V198H246ZM155 198V197H154ZM153 198V199H154ZM165 198V197H164ZM207 198V199H206ZM95 199H97L96 201H100L101 200V202H102V200H103V196L102 197H97V198H95ZM99 199V200H98ZM151 199V198H150ZM152 199V200H153ZM161 199H163V198H161ZM161 199H160V202L158 203V204H160L161 205ZM247 199V200H246ZM151 200V201H152ZM166 200H167V198H166ZM166 200H163V203H162V207H163V205H164V203L168 206V203L166 202ZM179 200V201H178ZM191 200V199H190ZM190 200H189V202H190ZM235 200V199H234ZM238 200H240V199H238ZM237 200V201H238ZM156 201V200H155ZM222 201V200H221ZM237 201H236V203H237ZM264 201V200H263ZM1 202V201H0ZM153 202V201H152ZM188 202V201H187ZM233 202H235V201H233ZM262 202V201H261ZM211 203H213L212 205H213V208H211ZM1 204H3V202L2 203H0V205ZM59 204V203H58ZM61 204V203H60ZM59 204V205H60ZM85 204H86V202H85ZM155 204V203H154ZM216 205V210H213V209H215V205ZM235 204V203H234ZM261 204V203H260ZM4 205V204H3ZM81 204H79V206H80ZM151 205H152V203H151ZM178 205V204H177ZM257 205V206H256ZM78 205H77V207L75 208L74 207V214L75 215H85L86 214V211H84L86 208H83V206H84V203L82 204V208H81V206L79 207ZM159 206V205H158ZM161 206H160V209H161ZM176 206V205H175ZM185 206V205H184ZM85 207H86V205H85ZM155 207H156V205H155ZM166 207V206H165ZM171 207V206H170ZM186 207V206H185ZM188 207H189V205H188ZM80 208V209H79ZM149 208H150V206H149ZM152 208V207H151ZM167 208H169V207H167ZM183 208V207H182ZM194 208H197V209H195L194 210ZM219 208V209H218ZM236 208H238V210L236 209ZM264 208V207H263ZM262 208V209H263ZM148 209V208H147ZM146 209V212L145 213H147L148 211H150V212H152L154 209H149V210H147ZM162 209H164V208H162ZM171 209V208H170ZM179 209V208H178ZM204 209H205V211L206 212H204ZM206 209H210V211H209V213L211 212V209L215 212V214H213V213H211V214H213V216L210 214L209 215V213H207L208 212V210H206ZM233 209V208H232ZM80 210H83V211H80ZM140 210H142V209H140ZM164 210H166V209H164ZM162 211V212H166V211ZM180 210H181V207H180ZM185 211H186V209H184ZM194 210V211H193ZM142 211H145V210H142ZM157 211V210H156ZM156 211H154V212H156ZM159 211V210H158ZM175 212H176V210H174ZM192 211V212H191ZM244 211V212H243ZM263 211H264V209H263ZM262 211V212H263ZM76 212H77V214H76ZM149 212V213H150ZM169 212V211H168ZM179 212V211H178ZM183 212V211H182ZM191 214H190V213ZM196 212V213H195ZM199 212H200V216H201V218L203 217L205 220L203 221V218L201 219L200 218V216H199ZM202 212V213H201ZM230 212V213H229ZM246 212V213H245ZM248 212V213H247ZM83 213V214H82ZM138 213L140 214V212L138 211ZM142 213V212H141ZM161 213V212H160ZM194 213V214H193ZM224 213V214H223ZM228 213H229V215H228ZM240 213V214H239ZM152 214V213H151ZM150 214V215H151ZM155 214V213H154ZM158 214V213H157ZM162 214V213H161ZM181 214V213H180ZM196 214V215H195ZM208 214V215H207ZM251 214V215H250ZM133 215H136V213H134ZM147 215H149V214H147ZM156 215V214H155ZM154 215V216H155ZM160 215V214H159ZM159 215H157V216H159ZM194 215V216H193ZM214 215H216V216H214ZM219 215H220V217H219ZM226 215H227V218H226ZM131 216V215H130ZM146 216V215H145ZM145 216H143V217H145ZM153 216V215H152ZM184 216V217H183ZM187 216V217H186ZM192 216V217H191ZM195 216H197V218L196 219H198V220H196L194 217ZM210 216V217H209ZM230 216V217H229ZM259 216V215H258ZM134 217V218H133ZM133 217H130L129 219L130 220H134L133 222V224L135 225V224H138V220L135 218V216H133ZM161 217H163L162 215H161ZM164 217H165V215H164ZM163 217V218H164ZM166 217H168V216H166ZM239 217V218H238ZM13 217H10L9 219H12ZM15 218H17V217H15ZM19 219H21V220H31V219H33V220H31V221H40L41 219V221H46L47 220V218H48V220H49V217H47V215H41V216H38L37 217V215H30V214H22V215H19V217H18ZM17 218V219H18ZM37 218V219H36ZM128 218V217H127ZM138 218V217H137ZM141 219H142V217H140ZM145 218H147V216L145 217ZM158 218V217H157ZM224 218H225V220H224ZM235 218V219H234ZM237 218V219H236ZM242 218L244 219V220H246V222L245 221H243L242 220ZM8 219V220H9ZM35 219V220H34ZM44 219V220H43ZM125 219H126V217H125ZM192 219V220H191ZM194 219V220H193ZM202 220V222H201V220ZM8 220H6L7 222H8ZM13 220H14V218H13ZM149 220V219H148ZM158 220V219H157ZM195 220H196V222H195ZM227 220V221H226ZM253 220V219H252ZM4 221H5V219H4ZM4 221H2L3 223H4ZM5 221V222H6ZM120 221H123V219H121ZM142 221H145V220H143L142 219ZM141 221V222H142ZM178 221V222H177ZM184 221V222H183ZM225 221H226V223H225ZM243 221V222H242ZM6 222V223H7ZM146 222V221H145ZM144 222V223H145ZM149 222V221H148ZM176 222V223H175ZM193 222V223H192ZM209 222H210V225H209ZM254 222V221H253ZM253 222H251V223H253ZM123 223V222H122ZM126 223H128L127 222V220H126ZM139 223H140V221H139ZM181 223V224H180ZM184 223V225H182ZM189 223V224H188ZM194 223H195V225H194ZM222 223H224L225 224V226L222 224ZM255 223V222H254ZM116 224V223H115ZM129 224H131L130 222H129ZM130 225L131 226V228H132V226L134 227V225ZM207 224L209 225L208 227H207ZM247 224H249V221H248V223ZM256 225H258V223H255ZM122 225V224H121ZM123 225H124V223H123ZM126 225V224H125ZM124 225V226H125ZM141 225H143V224H141ZM146 225V224H145ZM175 225V226H174ZM186 225V226H185ZM194 225V226H193ZM197 225H199V226H197ZM250 225V224H249ZM248 225V226H249ZM83 226H85V229H86V226L87 225H83ZM83 226H81L82 227V229H83ZM106 226V225H105ZM110 226H112V225H110ZM127 226V228H128V224L126 225ZM125 226V227H126ZM129 226V227H130ZM138 226V225H137ZM137 226H135V228L137 227ZM151 226H153V223H152V225H150V227ZM197 226V227H196ZM229 226V227H228ZM232 226H234V228H236L237 226L236 225H232ZM245 226H247V225H245ZM245 226L243 227V228H245ZM90 227V226H89ZM88 226H87V229L89 228ZM115 227V226H114ZM124 227V229H126ZM144 227H146V226H144ZM144 227L142 226V228H143V230H144ZM261 227V226H260ZM113 228V227H112ZM139 228V227H138ZM141 228V227H140ZM141 228V229H142ZM198 228V229H197ZM222 228V229H221ZM78 229V232L77 233H81V232H83V231H80L79 232V229H81L80 227L79 228H77ZM77 229L76 230H74V231H72V233H64L65 235H68V237H70V235L71 236H76L75 235V233H76V231H77ZM103 229L105 230V228L103 227ZM107 229V228H106ZM114 229V228H113ZM118 229H120L119 231H118ZM130 228H128V230H129ZM134 229V228H133ZM154 229V228H153ZM157 229H159V230H157ZM191 229V230H190ZM195 229V230H194ZM209 229V230H208ZM217 229H219V230H217ZM221 229V230H220ZM259 229V228H258ZM257 229V230H258ZM84 230V229H83ZM145 230H146V228H145ZM168 230V231H167ZM176 230V231H175ZM178 230V231H177ZM193 230V231H192ZM220 234V239H219V237L217 238V237H211V234L213 233V232H216V231ZM230 230V229H229ZM228 230V231H229ZM236 230V232H237V228L235 229ZM85 231V230H84ZM87 231V230H86ZM157 231V232H156ZM188 233H187V232ZM191 231L192 232H195V233H191ZM198 231V232H197ZM232 231V230H231ZM248 231H249V233H248ZM250 231L254 234H252V233H250ZM64 232V231H63ZM74 232V233H73ZM107 232V231H106ZM132 232V231H131ZM136 232V233H137ZM145 232V231H144ZM147 232V231H146ZM163 232V233H162ZM173 232V233H172ZM184 232H186L185 234H184ZM204 232V233H203ZM206 232V233H205ZM216 232V233H217ZM76 233V234H77ZM141 233H142V231H141ZM215 233V234H216ZM217 233V234H218ZM230 233V234H229ZM63 234V233H62ZM61 233H60V235H62ZM83 234H84V232H83ZM83 234H81V235H83ZM105 234V233H104ZM144 234V233H143ZM157 234H159V236L157 235ZM210 234V235H209ZM214 234V233H213ZM218 234V235H219ZM78 235H80V234H78ZM80 235V236H81ZM103 234H101V236H102ZM157 235V236H156ZM203 235V236H202ZM239 235V236H238ZM84 236H85V234H84ZM84 236H82V237H84ZM106 236H107V234H106ZM122 236V237H121ZM144 236V235H143ZM151 236V237H150ZM163 236V237H162ZM174 236V237H173ZM215 236V235H214ZM224 236V237H223ZM254 236H256V237H254ZM59 237H62V236H59L58 235V238ZM77 237V236H76ZM81 237V238H82ZM149 237V238H148ZM159 237V238H158ZM244 237V238H243ZM254 237V238H253ZM63 238V237H62ZM67 238V237H66ZM65 238V239H66ZM74 238V237H73ZM94 238V237H93ZM111 238V237H110ZM161 238H163V239H161ZM205 240H204V239ZM207 238H209L208 240H206ZM60 239V238H59ZM86 239V238H85ZM144 239L146 240V241H144ZM151 241H150V240ZM161 239V240H160ZM202 239V240H201ZM210 239H212V240H210ZM224 239H226L225 241H224ZM229 239V240H228ZM231 239V240H230ZM62 240H64V239H62ZM70 240V239H69ZM69 240H67V241H69ZM72 240V239H71ZM78 240V239H77ZM88 240H89V237H88ZM103 240H106V239H104V236H103ZM163 240V241H162ZM215 240V241H214ZM56 241H58V240H56ZM66 241V242H67ZM79 241H80V239H79ZM94 241V242H95ZM156 241H157V243H156ZM159 241V242H158ZM181 241V242H180ZM198 241V242H197ZM200 241H201V243H204L203 245H201L200 244ZM203 241V242H202ZM207 241V242H206ZM233 241V243H231ZM259 241V240H258ZM61 242V241H60ZM64 242V241H63ZM62 242V243H63ZM88 242V243H87ZM197 242V243H196ZM214 242V243H213ZM219 242H221V243H219ZM228 242V243H227ZM244 242V243H243ZM257 242V241H256ZM74 243V244H75ZM146 243V244H145ZM154 243V244H153ZM200 244L199 246H197L198 247V249L197 248H191V246H193V245H195V244ZM208 243H210V244H208ZM217 243V244H216ZM218 243H219V245H218ZM235 243V244H234ZM254 243V244H253ZM67 244H68V242H67ZM67 244H66V246H67ZM72 244V243H71ZM81 244V243H80ZM137 244H139L140 246H139V248H141V252L140 251H137V249L139 250V248L137 247H135V245H137ZM148 244H149V246L150 247H148ZM157 244V245H156ZM179 244V245H178ZM192 244V245H191ZM207 244V245H206ZM225 244H227L228 245V247H230V249L227 247V245L225 246ZM48 245L49 244H46V246L48 247ZM128 245H130V246H128ZM133 245V247H131ZM143 245V246H142ZM145 245V246H144ZM155 245V246H154ZM220 245H222V246H220ZM225 246V248H224V246ZM43 246H45V245H43ZM50 246H52V245H50ZM59 245H57V247H58ZM63 246V245H62ZM70 246V245H69ZM73 246V245H72ZM155 248H154V247ZM157 246V247H156ZM201 246V247H200ZM205 246H207V247H205ZM213 247V248H215V249H211L210 247ZM47 247H45V251H46V249H48ZM54 247V246H53ZM56 247V248H57ZM68 247V246H67ZM67 247H65L64 249H66ZM123 247H129V248H124L123 249ZM131 247V248H130ZM135 247V249H136V251H135V249H134V251H131L133 248ZM143 247V248H142ZM152 247V248H151ZM221 247H223V248H221ZM232 247H236V248H233V249H231ZM239 247V248H238ZM113 248V247H112ZM145 248V249H144ZM152 249L151 251H150V249ZM159 248V249H158ZM185 248V249H184ZM203 248V249H202ZM221 248V249H220ZM228 248V249H227ZM250 248V247H249ZM54 249V248H53ZM57 249H59L60 250V248H57ZM71 249H73V250H71ZM109 248H107V250H108ZM128 249H130V250H128ZM144 249V250H143ZM197 250V252H196V250ZM209 249V250H208ZM68 250V249H67ZM106 250V253L107 254H109L110 253V251H107ZM126 251L125 253H123L124 251ZM195 250V251H194ZM215 250V251H214ZM225 250V251H224ZM229 250H231V251H229ZM112 251V250H111ZM113 251H114V248H113ZM113 251L111 252V254L113 253ZM130 253H129V252ZM190 251V252H189ZM212 251V252H211ZM214 251V252H213ZM133 252H136V254H134ZM149 252H152L151 254H152V256L153 257H149L150 255V253ZM177 252V253H176ZM200 252H201V254H200ZM230 252H231V254H230ZM144 253V254H143ZM149 253V254H148ZM155 253V254H154ZM160 253H162V254H160ZM186 253V254H185ZM194 253H196V255L194 254ZM29 254V253H28ZM51 254V253H50ZM58 254V255H57ZM138 254V255H137ZM142 254V255H141ZM171 254V255H170ZM24 255H27V254H24ZM31 255V254H30ZM146 255H147V257H146ZM155 255V256H154ZM166 255H167V257H166ZM173 255V256H172ZM194 255V256H193ZM197 255H199V256H197ZM213 255V256H212ZM27 256H29V255H27ZM34 256V255H33ZM42 256V255H41ZM108 256V258H110V256H111V258H112V256L113 257H115V255H114V253H113V255H107ZM121 256V257H120ZM184 256V257H183ZM6 257V256H5ZM29 257H32V256H29ZM37 257V256H36ZM135 257H137V258H135ZM163 257V258H162ZM175 257V258H174ZM194 257V258H193ZM198 257V258H197ZM215 257V258H214ZM2 258L4 259V256H2ZM7 258V257H6ZM22 259H23V262H21L22 264H27L28 262H27V259L26 258H28V257H26V256H23V257H21ZM21 258H18V259H21ZM33 258V257H32ZM43 258V257H42ZM42 258H40V260H43ZM106 258V257H105ZM108 258H107V260H108ZM140 258L142 259V260H140ZM210 258V259H209ZM223 258V259H222ZM9 259V258H8ZM7 259V260H8ZM17 259V260H18ZM25 259H26V262L27 263H24L25 262ZM29 259V258H28ZM38 259V258H37ZM113 259V258H112ZM111 259V260H112ZM5 261V263L7 262V263H9L8 261ZM10 260H12L11 258H10ZM14 260V259H13ZM30 260H32V259H29V261ZM35 261H36V259H34ZM116 260V258L114 259V261ZM140 260V261H139ZM215 260V261H214ZM19 261V260H18ZM17 261V262H18ZM106 260H104V262H105ZM110 261V260H109ZM143 261H144V263H143ZM196 261V262H195ZM3 262V261H2ZM12 262V261H11ZM31 262V261H30ZM37 262H40L39 260L37 261ZM41 262H43V261H41ZM48 262V261H47ZM108 262V261H107ZM107 262H105V263H107ZM141 262V263H140ZM162 262V263H161ZM33 263V262H32ZM44 263H45V261H44ZM10 264V263H9ZM12 264H14V263H12ZM38 264H40V263H38ZM107 264H109V263H107ZM112 264V263H111Z\"/></svg>",
	"mask_w": 264,
	"mask_h": 264
}]
</instances>
